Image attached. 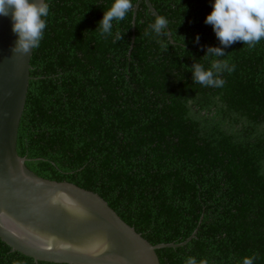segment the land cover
<instances>
[{
  "label": "trees",
  "instance_id": "obj_1",
  "mask_svg": "<svg viewBox=\"0 0 264 264\" xmlns=\"http://www.w3.org/2000/svg\"><path fill=\"white\" fill-rule=\"evenodd\" d=\"M149 1L169 21L159 38L145 0L110 36L96 28L113 0H48L17 152L39 177L98 194L152 245H179L157 250L160 264H264V41L224 48L235 70L222 88L194 84L189 68L223 47L204 22L214 0ZM0 264L57 263L0 239Z\"/></svg>",
  "mask_w": 264,
  "mask_h": 264
},
{
  "label": "water",
  "instance_id": "obj_2",
  "mask_svg": "<svg viewBox=\"0 0 264 264\" xmlns=\"http://www.w3.org/2000/svg\"><path fill=\"white\" fill-rule=\"evenodd\" d=\"M17 38L10 16H0V239L36 262L160 264L156 251L179 245H152L98 194L41 178L19 156L33 50L15 53Z\"/></svg>",
  "mask_w": 264,
  "mask_h": 264
},
{
  "label": "clouds",
  "instance_id": "obj_3",
  "mask_svg": "<svg viewBox=\"0 0 264 264\" xmlns=\"http://www.w3.org/2000/svg\"><path fill=\"white\" fill-rule=\"evenodd\" d=\"M133 0H113L110 7L104 11L96 30L101 36L112 35L113 21H123L133 10ZM186 10V9H185ZM48 0H0V16H10L12 31L17 35L13 47L15 53L27 54L30 50L39 48L47 28L46 18L49 15ZM205 24L211 25L219 44L223 47L208 46L203 58L212 57L209 67L194 63L189 69L192 72L194 84L204 87L222 88L225 81L221 78L224 72L231 74L234 64H229L224 48L235 42H242L249 50L264 41V0H214L211 12L205 18ZM168 19L157 16L149 25L151 33L156 37L166 34ZM149 32L146 31L145 35ZM117 39H122L119 33ZM184 44V37L181 36ZM161 48L168 50L163 40L158 41ZM199 43V36L196 37ZM256 256L243 257L237 264H254ZM184 264H206L193 256L185 258Z\"/></svg>",
  "mask_w": 264,
  "mask_h": 264
}]
</instances>
